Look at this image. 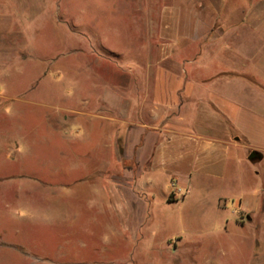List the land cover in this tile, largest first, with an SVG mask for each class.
<instances>
[{
	"label": "rangeland",
	"instance_id": "1",
	"mask_svg": "<svg viewBox=\"0 0 264 264\" xmlns=\"http://www.w3.org/2000/svg\"><path fill=\"white\" fill-rule=\"evenodd\" d=\"M161 4L0 0V264H264V158L250 160L253 151L264 157L262 104L250 87L224 83L226 38L256 33L231 28L233 14L222 13L198 30V40L171 45L161 36ZM255 43L256 58L254 49L244 64L235 58L226 64L246 68L264 94V38ZM151 84L161 93L155 101L170 106V118L181 115L187 131H194L198 109L189 100L178 109V91L213 100L223 120L225 113L232 117L225 128L238 142L224 179L198 177L183 197L170 186V203L159 188L154 222L131 250V238L111 243L98 235L97 208L82 202L80 178L96 167L102 139L111 136L112 123L98 120V108L127 117V107L112 108L113 101L126 104L137 95L134 87ZM93 119L95 130L104 125L102 138H84V122ZM147 143L152 150L151 138ZM65 179L72 184L59 193L71 206L59 220L50 214L60 207L45 198L52 180Z\"/></svg>",
	"mask_w": 264,
	"mask_h": 264
},
{
	"label": "crops",
	"instance_id": "2",
	"mask_svg": "<svg viewBox=\"0 0 264 264\" xmlns=\"http://www.w3.org/2000/svg\"><path fill=\"white\" fill-rule=\"evenodd\" d=\"M160 2L161 36L171 45L177 46L198 40L199 37L196 35L198 30L208 29L214 25L222 13L233 14L228 20V26L231 28L235 26L256 33L254 40L232 36L226 38L224 62L227 79L224 83H239L250 87L251 92H255L259 104H262L258 115L264 117V94L249 81L250 77L255 76L246 68L226 64L234 58L244 64L249 51L256 50L255 53L252 52L254 58L257 52H261L260 48L251 49L250 46L257 47L256 39L259 41L264 38V0H160ZM176 57L177 60H181L182 56ZM164 72L168 74L170 70H163L161 80L157 81V84L162 81ZM134 89L137 90V95H132L133 97L128 99V105L126 102L112 103V108L116 106L126 110L127 107V117L105 116L104 107L98 108L100 109L97 114V117H100L98 120L112 123L110 131L107 132L111 136L109 141L102 139V151L98 153L96 167L89 172H83L80 178L82 202L93 206L92 209L97 208L95 222L100 227L98 235L106 234L111 243L131 238V250L139 238H145L148 234L147 229L154 222L155 195L159 188L162 202L170 203V186L173 181L187 193L191 183L198 177L224 179L230 161V147L234 141L238 142V139L228 134L225 128L227 123L232 122V117L224 110L223 120V117L214 111L216 105L213 100L205 101L185 89L178 91L183 105L180 107L175 104L178 109H184L189 101L191 104L194 101L193 106L198 109L194 115L192 132L181 126L183 124L181 115L170 118L168 116L170 106L155 101L161 96L157 86L153 87L151 84L144 89L140 86ZM141 93H144V96ZM134 99L137 101L132 105V101L130 103L129 100ZM149 99L152 100L150 106H146L145 103ZM88 105L85 102V106ZM170 120H174L176 125ZM92 122L94 123V119L84 122V138H92L94 135L100 138L101 134L103 137L104 125L100 124L102 127L95 130ZM170 123L176 127L171 128ZM149 138L153 143L150 151L147 145ZM91 155L93 153L89 151L88 156ZM105 158L111 163L105 164ZM63 181L61 184L60 181L52 180V187L55 190L52 188L53 191H49L45 198L54 206L60 207L58 212L50 214L59 220L67 219L66 210L71 206V201L59 193L60 186L66 187L71 183L68 179ZM248 218L251 220L250 216ZM111 222H115L116 225H112ZM58 254L61 256L62 253ZM59 256L57 257H63ZM80 259L82 258H78ZM86 260L82 263H93V259Z\"/></svg>",
	"mask_w": 264,
	"mask_h": 264
},
{
	"label": "built area",
	"instance_id": "3",
	"mask_svg": "<svg viewBox=\"0 0 264 264\" xmlns=\"http://www.w3.org/2000/svg\"><path fill=\"white\" fill-rule=\"evenodd\" d=\"M171 187H172V193L176 196H181L183 197L184 196V191L178 187L177 183L175 181H173L171 183Z\"/></svg>",
	"mask_w": 264,
	"mask_h": 264
},
{
	"label": "water",
	"instance_id": "4",
	"mask_svg": "<svg viewBox=\"0 0 264 264\" xmlns=\"http://www.w3.org/2000/svg\"><path fill=\"white\" fill-rule=\"evenodd\" d=\"M263 159V155L259 151H253L252 155L250 156V160H259L261 161Z\"/></svg>",
	"mask_w": 264,
	"mask_h": 264
},
{
	"label": "trees",
	"instance_id": "5",
	"mask_svg": "<svg viewBox=\"0 0 264 264\" xmlns=\"http://www.w3.org/2000/svg\"><path fill=\"white\" fill-rule=\"evenodd\" d=\"M172 198H170V201H173V200H171ZM174 201H176V200H174Z\"/></svg>",
	"mask_w": 264,
	"mask_h": 264
},
{
	"label": "flooded vegetation",
	"instance_id": "6",
	"mask_svg": "<svg viewBox=\"0 0 264 264\" xmlns=\"http://www.w3.org/2000/svg\"><path fill=\"white\" fill-rule=\"evenodd\" d=\"M251 155H252V153H251ZM251 155H250V156H251Z\"/></svg>",
	"mask_w": 264,
	"mask_h": 264
}]
</instances>
